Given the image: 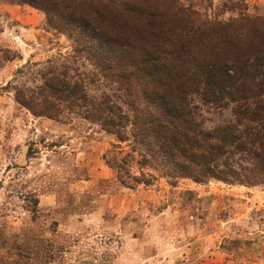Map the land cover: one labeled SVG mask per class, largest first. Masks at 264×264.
I'll list each match as a JSON object with an SVG mask.
<instances>
[{"label": "rangeland", "instance_id": "rangeland-1", "mask_svg": "<svg viewBox=\"0 0 264 264\" xmlns=\"http://www.w3.org/2000/svg\"><path fill=\"white\" fill-rule=\"evenodd\" d=\"M135 1L162 13L170 0ZM173 1L209 20L264 17V0ZM47 27L42 12L0 0V51L14 56L0 53V264H264V186L180 179L171 187L151 169L152 185H122L111 158L129 153L128 143L77 110L47 119L15 101V86H33L27 64L47 60L85 74L89 96L109 90Z\"/></svg>", "mask_w": 264, "mask_h": 264}, {"label": "trees", "instance_id": "trees-1", "mask_svg": "<svg viewBox=\"0 0 264 264\" xmlns=\"http://www.w3.org/2000/svg\"><path fill=\"white\" fill-rule=\"evenodd\" d=\"M20 3L42 12L72 42L70 61L84 58L109 90L89 96L85 74L47 60L27 64L33 86H15V101L47 119L77 110L128 143L129 153L111 158L120 184L150 186L151 169L171 187L180 179L264 186V17L209 20L173 0L162 13L134 0Z\"/></svg>", "mask_w": 264, "mask_h": 264}]
</instances>
